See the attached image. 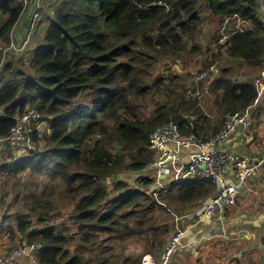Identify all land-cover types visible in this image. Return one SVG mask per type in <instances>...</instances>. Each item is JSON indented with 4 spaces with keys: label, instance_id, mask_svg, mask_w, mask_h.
Returning <instances> with one entry per match:
<instances>
[{
    "label": "trees",
    "instance_id": "obj_1",
    "mask_svg": "<svg viewBox=\"0 0 264 264\" xmlns=\"http://www.w3.org/2000/svg\"><path fill=\"white\" fill-rule=\"evenodd\" d=\"M46 8H52L47 27L32 48L40 22L31 34L29 22L20 45L15 30L23 6L0 0V139L29 110L39 113L31 119V149L3 144L21 157L0 166V174L13 180L29 173L59 184L76 229L70 235L65 224L52 222L53 193L30 191L20 202L36 223L21 220L18 232L40 246L37 264H141L146 254L159 261L175 219L168 210L194 211L221 187L188 178L168 183L158 201L151 173L135 186L120 176L148 169L149 136L158 126L177 123L183 134L206 142L223 130L226 115L254 105L258 87L234 80L227 67L244 62L259 71L264 63L255 0H48ZM214 22L218 29L204 47L200 37ZM220 62L213 80L198 81ZM161 63L174 64L177 75L158 72ZM208 83L220 115L216 125L196 94ZM100 243L107 248H97ZM131 245L140 253L127 256Z\"/></svg>",
    "mask_w": 264,
    "mask_h": 264
},
{
    "label": "crops",
    "instance_id": "obj_2",
    "mask_svg": "<svg viewBox=\"0 0 264 264\" xmlns=\"http://www.w3.org/2000/svg\"><path fill=\"white\" fill-rule=\"evenodd\" d=\"M27 13L31 15V10L28 9ZM26 14L23 16L24 19L22 17L19 21L16 29V36L19 39L20 36L25 35L26 21L29 26L30 17L28 20ZM17 37L16 39H18ZM227 68L230 70V75L238 82L252 81L255 84V80H260L259 85L256 84L259 93L254 105L246 110L248 119H250V128L245 130L241 126L237 127L228 138L218 144L217 149L251 157L254 160H264V78L262 76L264 66L262 65L257 71L247 63L234 62ZM253 71H257V73ZM214 99L211 93L200 98L202 104L207 105L204 110H207L209 119L216 125V118L220 115L216 107L214 108ZM38 127L40 128L41 125ZM174 151L175 156H179L176 167L186 169L193 153L190 150L174 149ZM18 157H21L20 151L0 143V166L10 164ZM231 167L228 180L232 184L239 185V192L237 204L227 208L231 212L229 217L219 213L217 220L203 224L200 230H191L192 220L182 219L178 222V229L176 223L172 222L170 237L177 231H186L184 240L187 243L195 241L198 236L202 235L201 233L220 232L209 239L204 238L197 242L198 245L195 249L180 250L173 258L176 264H213L212 259L216 264H237L236 259L241 260V264H264V168L245 177L239 174L234 166ZM5 177L6 175L0 174L1 179ZM4 210L5 208L0 212V253L15 247L17 238L21 243L26 242L24 235H18L15 225H8L7 220L4 219L6 216ZM222 217L226 218V222L222 221ZM222 231L224 234H221ZM131 247H138V249L133 252ZM131 247L126 250L127 256L132 253H140L139 246L131 245ZM146 257L154 258V256L146 254L142 257L141 264H145L143 260ZM20 264L37 263L28 258H21Z\"/></svg>",
    "mask_w": 264,
    "mask_h": 264
},
{
    "label": "built area",
    "instance_id": "obj_3",
    "mask_svg": "<svg viewBox=\"0 0 264 264\" xmlns=\"http://www.w3.org/2000/svg\"><path fill=\"white\" fill-rule=\"evenodd\" d=\"M23 6L22 17L31 10L30 15V34L34 32L41 19V14L48 0H11ZM257 5V16L260 18L264 27V0H255ZM237 18V15L235 16ZM230 19L226 20L228 24ZM244 21L238 19L237 30H242ZM30 36V35H29ZM27 44V42L25 43ZM12 48L16 49L15 42L12 43ZM218 69L212 67L210 73H203L199 76V80L211 79L218 74ZM211 75V76H210ZM264 78V69L262 70ZM255 84L259 85L260 80H255ZM258 87V86H257ZM199 94V97L202 95ZM38 110L31 109L24 117L17 119L16 125L12 130L11 135L5 141L12 143L14 146L22 149H31V136L33 132L32 118L38 116ZM238 125L246 130L250 126L248 114L235 113L226 116V124L223 130L213 139L208 142L200 141L194 134L185 135L181 132L180 126L177 123H167L157 127L149 136V149L155 152L156 156L151 162V167L156 169L155 179L158 184V192L165 190V185L160 183V179L165 176L173 179L174 182L185 181L188 178L212 179L214 182L221 184V189L214 196L213 202H204L194 215L198 222L209 220L216 212L222 211V204L234 206L237 202L238 187L227 183L228 175L231 166H234L238 173L242 176H249L251 173L264 168V161H256L250 157H242L226 151L217 149V144L228 138ZM176 150L195 149V153L190 156V161L186 167L178 169L176 164L179 156H175ZM177 168V169H176ZM157 196V194H156ZM184 216L175 217L177 222ZM185 231H178L172 235L167 245L165 246L159 262H155L151 257H146L143 261L145 264H176L173 261V256L176 252L183 250L188 246V243L183 239ZM39 245L36 244H21L16 248L0 253V264H20L21 258H28L32 261L36 259V253L39 250ZM36 262V261H35Z\"/></svg>",
    "mask_w": 264,
    "mask_h": 264
},
{
    "label": "rangeland",
    "instance_id": "obj_4",
    "mask_svg": "<svg viewBox=\"0 0 264 264\" xmlns=\"http://www.w3.org/2000/svg\"><path fill=\"white\" fill-rule=\"evenodd\" d=\"M51 12H52V8H49L48 10L46 8L43 11L42 19H41L39 26H38V28H37L34 36H33L34 40H32V42H33L32 48L34 46L38 45L39 43H41L42 39L40 37L41 36L40 34L42 31H40V30H44L47 27L48 22L46 20H47V17L50 16ZM26 16H28V20H29L30 14L27 13ZM22 19H24V17ZM230 23L232 24V22H230ZM42 24H44V25H42ZM224 25H225V23H224ZM229 25L226 26L227 29H229ZM24 29L26 30L25 35L20 36V39L18 41L20 45L22 44V41L26 38V35L28 33L29 28L27 25V21H26V25H25ZM217 29H218V25L215 22H214V24L207 23V26L204 27V32L200 37V42L202 43V45L204 47L209 46V43L211 40V35ZM38 30H39V32H38ZM15 32H16V30H15ZM224 32H225V29L222 28L220 33L224 34ZM17 38H19V37H17ZM16 41H17V39H16ZM223 42L224 41H222V43ZM223 64H224V62H220L217 65L218 70L221 69ZM174 66H175L174 64L170 66L168 63H164V64L161 63L158 67V72H163L165 69L167 71L169 70L168 73H170L171 71L173 72V70H176V68ZM177 68H178L180 73H183V70L180 68V66H178ZM177 72L178 71L176 70L173 73V75H177ZM151 108L152 107L150 106L147 113H149V111L152 110ZM136 177H137V173L121 174V176H120L122 181L130 183L132 186H135V184L137 182ZM0 181H1V185H0L1 209H0V212L2 211L3 208H5L4 213L6 216L4 217V219L7 220L8 225H10V226L15 225L17 227L18 222H20L22 220V221L27 222L29 224L31 222H33V226H35L36 216L34 214L26 211L23 208V206L20 202L22 197L29 194L30 191L31 192H38V194L44 192L45 196H48L49 193H53L54 196L52 198V202H53V205L55 206V209H54V212H52V217H51L52 222L57 224L58 226H60L61 224H65L66 227L70 230L69 234L71 235L74 233V230L76 228L74 227V229H73L72 227H70L72 225L71 223L73 222V220L71 219V216L73 213V205L72 204L71 205L64 204V202H66L67 200L64 199V195L62 193V187L60 188L59 184H54V185L49 186V183L45 182V184H44V181L41 178H30L29 173H23L22 175H20L18 177V179H13V180H11V178H9V177H8V179H7V177H5L3 179L0 178ZM21 234H23V233L18 232L19 236ZM101 238L105 239V237H101ZM101 242H103V240H101ZM21 244H24V243H21L20 240L17 238V242L14 245L15 247H13V248L18 247ZM97 248H107V247H103L102 243H100V245H98ZM136 249H138V247H131V250L133 252H136ZM154 259H157V257H154ZM212 260H213V264H216L215 260L214 259H212Z\"/></svg>",
    "mask_w": 264,
    "mask_h": 264
},
{
    "label": "clouds",
    "instance_id": "obj_5",
    "mask_svg": "<svg viewBox=\"0 0 264 264\" xmlns=\"http://www.w3.org/2000/svg\"><path fill=\"white\" fill-rule=\"evenodd\" d=\"M227 19H229V18H227ZM226 19V20H227ZM228 24H226V22H225V27L227 26ZM225 27H224V29H225ZM263 66H264V63H263ZM215 68H217V66H215ZM218 69V68H217ZM219 71V70H218ZM210 73V72H209ZM203 74V73H202ZM218 74H219V72H218ZM201 75V74H200ZM199 75V76H200ZM211 76V75H210ZM199 78V77H198ZM204 80H206V79H204ZM209 81H211V79H208ZM202 81V80H201ZM251 83L252 84H254L252 81H251ZM209 83L204 87V89L203 90H200V91H198L203 97L205 96V95H207V94H209L210 93V91H209ZM255 86H257L256 84H254ZM201 96V97H202ZM200 97V98H201ZM201 107L203 108V106L201 105ZM238 113V112H237ZM240 113V112H239ZM245 113H247L246 111L245 112H242V114H245ZM230 115H232V114H230ZM227 116V115H226ZM225 116V117H226ZM18 119V118H17ZM250 120V119H249ZM16 122H17V120H16ZM239 126H241L242 127V125H238L237 127H239ZM250 126H251V124H250ZM250 126L248 127V129L250 128ZM159 127V126H158ZM236 127V128H237ZM235 128V129H236ZM248 129H246V130H248ZM13 130V129H12ZM155 130V129H154ZM153 132V131H152ZM12 133V132H11ZM11 135V134H10ZM9 135V136H10ZM8 136V137H9ZM8 137H6V138H8ZM6 138H4V139H0V143H2V144H10L9 142H7V141H5V139ZM210 141V140H209ZM206 142H208V141H206ZM222 142V141H221ZM219 144V143H218ZM218 144H217V146H218ZM148 148H149V143H148ZM150 150V149H149ZM182 150H190L192 153H195V149H182ZM218 150H220V149H218ZM151 151V150H150ZM222 151V150H221ZM152 153H153V159L155 158V156H156V154H155V152H153V151H151ZM227 152V151H226ZM230 153V152H229ZM233 154V153H232ZM240 156V155H239ZM242 157H247V156H242ZM251 158V157H250ZM253 159V158H252ZM256 161H261V160H256ZM264 161V160H263ZM151 162H152V160H151ZM151 162H150V164H149V166H148V169H147V171H150V173H151V178H153L154 180V184H153V186L151 187V191L154 193V196H155V198L159 201V194H160V192H163V191H165L166 190V188H167V185H168V183H170V182H174L173 181V179L171 180V178H168V177H165V176H163L161 179H160V183L162 184V185H165V190H163V191H160V192H158V184H157V181H156V179H155V173L157 172L156 171V169H154V168H152L151 167ZM189 163V162H188ZM188 165V164H187ZM187 167V166H186ZM137 179H138V177H136ZM121 180V179H120ZM122 181V180H121ZM181 182H184V181H180V182H174V183H181ZM217 183H219V182H217ZM227 183H229V184H232V183H230L229 182V180L227 181ZM232 185H237V184H232ZM237 189H238V192H239V185H237ZM156 194H157V196H156ZM214 198V197H213ZM237 199H238V195H237ZM207 202H208V200H206ZM205 201V202H206ZM204 203V202H203ZM236 204H237V202H236ZM235 204V205H236ZM202 205V204H201ZM200 205V206H201ZM234 205V206H235ZM199 206V207H200ZM198 207V208H199ZM226 207H231V206H227L226 205ZM226 209V208H225ZM225 209H224V211H221V212H216L215 214L216 215H218L219 213H223L224 214V212H225ZM197 210V209H196ZM196 210H194V211H191V212H187V213H184V214H188L189 216H194V220H193V222H192V224L190 225V228H191V230H193V227L194 226H196L198 223H200V222H202L203 221V224H205V223H207L208 221L207 220H202V221H200V222H198V219L196 218V216L194 215V212L196 211ZM168 212L170 213V214H172L173 216H174V218L175 217H181V216H184V214H180L179 212V214H177L176 213V211H171V210H168ZM214 214V215H215ZM188 216V217H189ZM188 217H186V218H188ZM186 218H182V219H186ZM182 219H180V221L182 220ZM210 220V219H209ZM195 222V223H194ZM174 223H176L175 222V219H174ZM177 224H178V222H177ZM206 226V225H205ZM177 227V229H178V226H176ZM178 232V231H177ZM175 234V233H174ZM185 234H186V231H185ZM185 234H184V236H185ZM184 236H183V239H184ZM172 237V236H171ZM170 237V238H171ZM170 238H169V240H170ZM168 240V241H169ZM25 244V243H24ZM188 245H189V243H188ZM13 249V248H12ZM185 249V248H184ZM183 249V250H184ZM11 250V249H10ZM179 252V251H178ZM178 252H176V253H178ZM176 253L174 254V256L176 255ZM37 254V253H36ZM162 254V253H161ZM174 256H173V258H174ZM160 258H161V255H160ZM154 259V258H153ZM35 261H36V259H35ZM154 261L157 263V262H159V261H156L155 259H154ZM174 261V260H173ZM36 263H37V261H36Z\"/></svg>",
    "mask_w": 264,
    "mask_h": 264
},
{
    "label": "water",
    "instance_id": "obj_6",
    "mask_svg": "<svg viewBox=\"0 0 264 264\" xmlns=\"http://www.w3.org/2000/svg\"><path fill=\"white\" fill-rule=\"evenodd\" d=\"M116 148L120 150V149H122V146H121V145H118V146H116ZM149 174H150V171L143 170V171L137 173V177H140V176H146V175H149ZM219 185H220V187H221V184H220V183H219ZM208 202H209V203L213 202V198H209V199H208ZM225 208H226V204L223 203V204H222V211H224ZM176 213L179 214L178 212H176ZM186 219H188V220H192V221H193V220H194V216H189V217L186 218ZM217 219H218V215L215 214V215H213V216L211 217L210 220H207V221L211 223L212 221L217 220ZM221 219H222V221H225V222H226V218H225V217H222ZM194 223H195V222H194ZM224 224H226V223H224ZM202 227H203V221L200 222V223H198L196 226H194V227H193V230H200ZM201 234H202V235L198 236V238H196L195 241L190 242L189 245H188V247H186L185 249H187V248L195 249V248H197V245H198L197 242L201 241V240L204 239V238L209 239V238H211L212 236H215V235L220 234V232H213L212 234H204V233H201ZM221 234H224L223 231L221 232ZM185 249H184V250H185Z\"/></svg>",
    "mask_w": 264,
    "mask_h": 264
}]
</instances>
